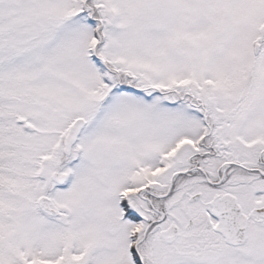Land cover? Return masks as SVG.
Masks as SVG:
<instances>
[{
    "label": "snow or ice",
    "instance_id": "1",
    "mask_svg": "<svg viewBox=\"0 0 264 264\" xmlns=\"http://www.w3.org/2000/svg\"><path fill=\"white\" fill-rule=\"evenodd\" d=\"M0 264H264V0H0Z\"/></svg>",
    "mask_w": 264,
    "mask_h": 264
}]
</instances>
